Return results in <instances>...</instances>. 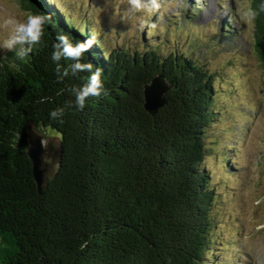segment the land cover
<instances>
[{
	"label": "trees",
	"instance_id": "1",
	"mask_svg": "<svg viewBox=\"0 0 264 264\" xmlns=\"http://www.w3.org/2000/svg\"><path fill=\"white\" fill-rule=\"evenodd\" d=\"M34 1L51 16L44 37L26 59L8 51L0 64V264H201L215 223V186L203 169L212 74L155 39L111 46L88 15L63 4L80 10L75 1ZM260 3L251 2L259 12L251 38L264 68ZM60 32L91 37L82 59L104 70L107 95L89 97L83 111L67 102L89 73L57 79L51 54ZM157 73L172 89L150 116L142 89ZM58 106L66 108L62 121L51 120ZM28 124L63 145L41 195L26 156Z\"/></svg>",
	"mask_w": 264,
	"mask_h": 264
},
{
	"label": "rangeland",
	"instance_id": "2",
	"mask_svg": "<svg viewBox=\"0 0 264 264\" xmlns=\"http://www.w3.org/2000/svg\"><path fill=\"white\" fill-rule=\"evenodd\" d=\"M73 1L80 10L63 4L88 15L111 46L155 39L212 74L203 169L215 186V223L201 264H264V68L252 51L254 20L244 18L252 0H161L147 18L155 28L128 19L127 0H64ZM6 4L26 10L23 0H0V12Z\"/></svg>",
	"mask_w": 264,
	"mask_h": 264
},
{
	"label": "clouds",
	"instance_id": "3",
	"mask_svg": "<svg viewBox=\"0 0 264 264\" xmlns=\"http://www.w3.org/2000/svg\"><path fill=\"white\" fill-rule=\"evenodd\" d=\"M161 7V0H127L125 11L128 19H134L145 27L155 28V23L148 25L147 18L156 14ZM259 9L264 11V0H261ZM258 15L257 10L249 8L244 13V18L252 21ZM50 21V14H45L43 11L32 9L20 11L14 5H4L3 11L0 12V53L7 50L13 52L17 59H26L35 45L41 42L45 35V28ZM94 43L91 37L73 41L68 34L63 32L56 34L51 59L56 63L57 79L63 80L70 74L75 76L81 72L89 73L82 83L70 88L74 100L67 102L69 108L74 107L83 111L89 97L107 95L102 79L103 68L99 65L94 68L91 61L85 62L82 59ZM62 59L71 62L65 66L60 63ZM65 110V106H58L49 112V118L62 121ZM42 143L45 144V140Z\"/></svg>",
	"mask_w": 264,
	"mask_h": 264
},
{
	"label": "water",
	"instance_id": "4",
	"mask_svg": "<svg viewBox=\"0 0 264 264\" xmlns=\"http://www.w3.org/2000/svg\"><path fill=\"white\" fill-rule=\"evenodd\" d=\"M27 9H38L34 0H23ZM172 89V85L160 73L155 74L143 85V109L150 115L155 114L165 107L166 93ZM26 156L30 162L31 176L35 189L39 195L55 177L63 154V145L56 135H47L44 128L35 129L33 124L27 125ZM45 140V144L42 141Z\"/></svg>",
	"mask_w": 264,
	"mask_h": 264
}]
</instances>
